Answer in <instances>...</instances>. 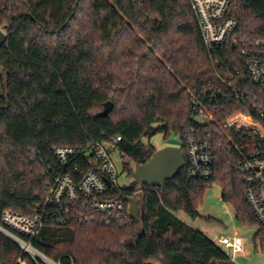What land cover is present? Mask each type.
Segmentation results:
<instances>
[{
	"label": "trees",
	"instance_id": "trees-1",
	"mask_svg": "<svg viewBox=\"0 0 264 264\" xmlns=\"http://www.w3.org/2000/svg\"><path fill=\"white\" fill-rule=\"evenodd\" d=\"M227 16L237 26L223 48L210 53L189 0H0V27L8 34L0 49V221L7 210L33 215L57 175L71 173L79 182L94 167L89 154L64 170L53 153L57 146L86 150L120 136L116 149L133 175L129 159L138 166L157 151L144 138L182 137L195 128L212 143L211 179H193L185 166L164 189L137 181L110 189L106 197L127 208L130 198L139 200L138 219L123 226L106 225L84 201L68 214L49 207L30 241L61 264H236L180 216L200 217L198 204L217 181L236 218L260 226L254 241L264 250V227L238 169L241 156L229 150L235 131L224 125L237 113L259 121L264 112V91L241 54L264 38V0H232ZM230 73L239 100L219 78L228 80ZM197 96H206L214 117L203 127L190 108ZM109 101L114 107L102 116ZM235 123L256 127L241 115ZM21 260L44 264L0 233V264Z\"/></svg>",
	"mask_w": 264,
	"mask_h": 264
},
{
	"label": "built area",
	"instance_id": "built-area-1",
	"mask_svg": "<svg viewBox=\"0 0 264 264\" xmlns=\"http://www.w3.org/2000/svg\"><path fill=\"white\" fill-rule=\"evenodd\" d=\"M232 0H189L198 26L202 32L203 41L208 52L222 49L228 42L231 33L237 26L233 17L227 16ZM237 46V40L233 43ZM244 65L252 82L264 91V38L256 40L252 45L241 49ZM224 87L231 90L230 98L239 100L240 91L232 83L234 74L230 73L228 80L219 74ZM221 95L220 93H218ZM227 95H223L226 97ZM206 96L191 98L190 108L193 119L202 116L204 125L214 120L213 113L208 109ZM241 115L251 121L256 127H244L231 120ZM224 125L235 131L230 138L229 150H235L241 156L239 173L244 185L245 197L259 223L264 227V112L259 121L250 114L237 113L231 116ZM185 148L184 157L191 178L209 180L214 175L212 143L207 138H201L195 128L186 129L180 137ZM121 140L118 136L110 142H96L86 150L75 146H57L54 156L66 170L77 157L93 155L95 165L79 181H75L71 173L57 175L51 190L37 206L33 215H25L17 211L7 210L0 221V233L15 242L24 253L37 263L61 264L48 258L35 248L30 241L38 236L49 207H56L60 213H69L75 204L84 201L87 208L101 212L102 221L106 225H127L131 222V214L125 203L119 199L106 197L110 189L121 191L119 186V171L112 157V148ZM119 155L121 156L119 150ZM141 192L137 190L134 195ZM64 222V219L60 217ZM216 243L221 246L231 258L245 250L243 238L238 235L220 236ZM231 252V254H230ZM26 264L25 261H20Z\"/></svg>",
	"mask_w": 264,
	"mask_h": 264
},
{
	"label": "rangeland",
	"instance_id": "rangeland-1",
	"mask_svg": "<svg viewBox=\"0 0 264 264\" xmlns=\"http://www.w3.org/2000/svg\"><path fill=\"white\" fill-rule=\"evenodd\" d=\"M143 143L150 144L157 150L166 146H183L182 139L176 136L175 132H171L167 137L164 133H158L151 138H144ZM111 151L119 171V186L127 188L135 182V178L125 168L124 159L119 155L118 150L112 148ZM129 164L133 170L136 169L137 165L134 160L129 159ZM222 194L221 184L214 181L206 188L203 200L198 204L200 217L192 220L188 215L181 213V218L191 224L193 223L199 230L208 233L213 240L220 236L231 237L234 235L243 238L245 243L244 252L232 257L236 264H264V250L259 244L256 245L254 241L260 226L258 224L248 225L239 221L236 218L234 206L230 202L224 201Z\"/></svg>",
	"mask_w": 264,
	"mask_h": 264
},
{
	"label": "water",
	"instance_id": "water-1",
	"mask_svg": "<svg viewBox=\"0 0 264 264\" xmlns=\"http://www.w3.org/2000/svg\"><path fill=\"white\" fill-rule=\"evenodd\" d=\"M7 39L8 34L0 27V49L5 45ZM113 107V102H106L101 115L108 116ZM194 122L200 127L204 126L202 116H196ZM185 166L186 161L182 147L166 146L157 150L149 161L138 165L133 172V176L140 186L147 184L152 188L164 189L167 180L174 178ZM129 203L131 217L138 219L139 200L135 197L130 198Z\"/></svg>",
	"mask_w": 264,
	"mask_h": 264
},
{
	"label": "crops",
	"instance_id": "crops-1",
	"mask_svg": "<svg viewBox=\"0 0 264 264\" xmlns=\"http://www.w3.org/2000/svg\"><path fill=\"white\" fill-rule=\"evenodd\" d=\"M189 223V222H188ZM189 224H191V223H189ZM194 228H197L198 229V227H196L193 223L191 224ZM205 232V231H204ZM208 232V231H207ZM208 236H209V234L208 233H206ZM214 241H216V240H214Z\"/></svg>",
	"mask_w": 264,
	"mask_h": 264
}]
</instances>
